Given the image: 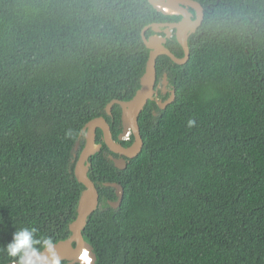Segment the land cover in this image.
<instances>
[{
  "label": "trees",
  "instance_id": "1",
  "mask_svg": "<svg viewBox=\"0 0 264 264\" xmlns=\"http://www.w3.org/2000/svg\"><path fill=\"white\" fill-rule=\"evenodd\" d=\"M195 1L189 61L158 58L176 100L146 105L142 152L120 170L98 131L100 203L83 230L96 264H264V0ZM181 19L149 0H0V264L71 238L84 127L104 117L118 141L122 109L106 108L141 88L142 32ZM106 183L124 188L118 209Z\"/></svg>",
  "mask_w": 264,
  "mask_h": 264
},
{
  "label": "water",
  "instance_id": "2",
  "mask_svg": "<svg viewBox=\"0 0 264 264\" xmlns=\"http://www.w3.org/2000/svg\"><path fill=\"white\" fill-rule=\"evenodd\" d=\"M149 1L165 15H169L167 11L161 10V8L156 5L154 0ZM173 4L185 14L183 16L178 15L182 17L180 22L176 24H153L145 28L142 32V38L146 47L150 50V56L146 72L141 80L140 90L131 101L114 100L108 104L106 108V113L109 116H112V111L115 105H119L122 109L123 131L119 135L118 142L113 136L110 123L104 117L96 118L84 127L81 137L84 136L85 146L76 163L75 172L78 180L86 187V190L83 193L78 207L77 220L71 225V238L59 242L56 245H52L41 252L30 251L24 257L23 264H61L64 261H67V264H83L79 258L83 255L85 249L90 252L93 258L92 264H96L97 257L94 255L91 246L85 241L83 236V230L87 226L89 217L97 211L100 203V194L97 186L89 177V161L90 158L97 154L102 148V144L97 143L98 131L101 130L103 132V140L106 146L113 154L121 157L119 159H115L113 156H110V158L113 160L118 169L125 170L128 166L126 158L133 159L137 157L142 152L144 147V141L139 125V117L144 111L146 105L150 101H156L162 109H166L167 106L176 100L175 90H169L167 75L164 76L162 81V93L164 95H169V98L166 101L157 99V61L161 56H168L178 65H184L189 61V38L197 30V28L202 25L205 19V9L201 3L195 0H173ZM190 9L195 11V15L190 11ZM151 28L155 34L160 33L162 28H167L165 32L168 37H171L172 30H177L178 41L185 52L184 57H177L166 47L167 38L162 39L155 34L151 37H147V32ZM130 135L135 137V143L130 147L123 146L121 142L126 141ZM79 149L80 144L77 145L76 151H79ZM75 156L77 158V154ZM105 186L115 189L117 200L109 203L114 209H118L122 205L124 188L117 183H106ZM70 253L73 254V256L66 257L67 254Z\"/></svg>",
  "mask_w": 264,
  "mask_h": 264
},
{
  "label": "bare ground",
  "instance_id": "3",
  "mask_svg": "<svg viewBox=\"0 0 264 264\" xmlns=\"http://www.w3.org/2000/svg\"><path fill=\"white\" fill-rule=\"evenodd\" d=\"M154 1H155L156 5H158V7L161 8V10L167 11L169 13V15H182V16L185 15L180 9H178L174 6L173 0H154ZM86 252H87V250H86ZM89 254H90V252H89ZM72 256H73V254L70 253V254H67L66 257H72ZM90 256H91V254H90ZM79 260L83 264H89L88 260L85 259L83 256H81L79 258ZM92 263H93V258H92Z\"/></svg>",
  "mask_w": 264,
  "mask_h": 264
},
{
  "label": "flooded vegetation",
  "instance_id": "4",
  "mask_svg": "<svg viewBox=\"0 0 264 264\" xmlns=\"http://www.w3.org/2000/svg\"><path fill=\"white\" fill-rule=\"evenodd\" d=\"M181 21V20H180ZM179 21V22H180ZM176 23H178V22H167V23H162V24H176ZM165 30H167V28H162L161 29V32L160 33H156L155 35H157V36H159L160 38H162V39H165V38H167V43H166V45L168 44V42L170 41V40H174L175 38L177 39V41H178V38H177V30H172V33H171V37H168V35L166 34V32H165ZM179 42V41H178ZM159 87H160V90H161V92H162V90H163V85H162V81H161V83L159 84ZM169 90H170V88H169ZM131 136V135H130ZM130 136H129V138H130ZM127 141V140H126ZM118 142V141H117ZM135 143V142H134ZM121 144L123 145V146H125L122 142H121ZM103 145H106V144H103ZM103 145H102V148H103ZM133 145V144H132ZM101 148V149H102ZM108 150H109V148H108ZM110 151V150H109ZM110 156H113V158H115V159H119V158H121L119 155H116V154H113L111 151H110V153H108V157L110 158ZM111 159V158H110ZM112 160V159H111ZM131 159H128V158H126V161H127V164H128V162L130 161ZM113 161V160H112ZM67 262V261H66ZM68 263V262H67ZM66 263V264H67Z\"/></svg>",
  "mask_w": 264,
  "mask_h": 264
},
{
  "label": "built area",
  "instance_id": "5",
  "mask_svg": "<svg viewBox=\"0 0 264 264\" xmlns=\"http://www.w3.org/2000/svg\"><path fill=\"white\" fill-rule=\"evenodd\" d=\"M160 92H161V90H160V87H159V85H158V97H157L158 100H161V99L159 98V96H160L159 93H160Z\"/></svg>",
  "mask_w": 264,
  "mask_h": 264
},
{
  "label": "clouds",
  "instance_id": "6",
  "mask_svg": "<svg viewBox=\"0 0 264 264\" xmlns=\"http://www.w3.org/2000/svg\"><path fill=\"white\" fill-rule=\"evenodd\" d=\"M130 138L128 137L127 140H129Z\"/></svg>",
  "mask_w": 264,
  "mask_h": 264
},
{
  "label": "rangeland",
  "instance_id": "7",
  "mask_svg": "<svg viewBox=\"0 0 264 264\" xmlns=\"http://www.w3.org/2000/svg\"><path fill=\"white\" fill-rule=\"evenodd\" d=\"M82 138L84 139V136Z\"/></svg>",
  "mask_w": 264,
  "mask_h": 264
}]
</instances>
